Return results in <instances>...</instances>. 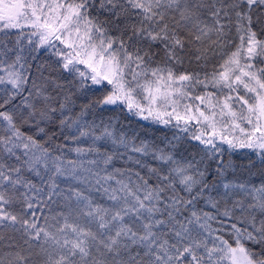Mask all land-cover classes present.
<instances>
[{
	"label": "snow or ice",
	"instance_id": "6c2138e0",
	"mask_svg": "<svg viewBox=\"0 0 264 264\" xmlns=\"http://www.w3.org/2000/svg\"><path fill=\"white\" fill-rule=\"evenodd\" d=\"M0 264H264V0H0Z\"/></svg>",
	"mask_w": 264,
	"mask_h": 264
},
{
	"label": "trees",
	"instance_id": "16d2710c",
	"mask_svg": "<svg viewBox=\"0 0 264 264\" xmlns=\"http://www.w3.org/2000/svg\"><path fill=\"white\" fill-rule=\"evenodd\" d=\"M121 123L124 124L126 127L131 125L135 128L142 136L151 137H160L164 135V131L158 129L156 126H149L148 122L146 121H139L135 118L126 119L124 116L120 117Z\"/></svg>",
	"mask_w": 264,
	"mask_h": 264
}]
</instances>
